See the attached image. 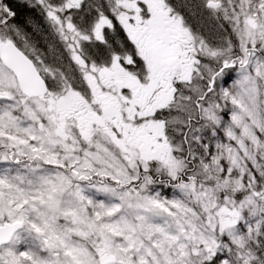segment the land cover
<instances>
[{
    "label": "snow or ice",
    "instance_id": "6c2138e0",
    "mask_svg": "<svg viewBox=\"0 0 264 264\" xmlns=\"http://www.w3.org/2000/svg\"><path fill=\"white\" fill-rule=\"evenodd\" d=\"M0 264H264V0H0Z\"/></svg>",
    "mask_w": 264,
    "mask_h": 264
}]
</instances>
